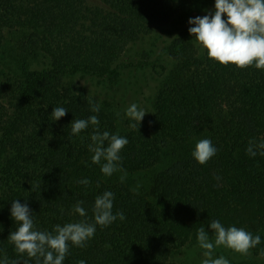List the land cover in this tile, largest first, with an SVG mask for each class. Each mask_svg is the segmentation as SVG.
<instances>
[{
  "label": "trees",
  "instance_id": "obj_1",
  "mask_svg": "<svg viewBox=\"0 0 264 264\" xmlns=\"http://www.w3.org/2000/svg\"><path fill=\"white\" fill-rule=\"evenodd\" d=\"M214 3L0 0V261L36 264L8 240L18 226L13 200L30 208L34 230L51 232L94 223L95 198L105 191L125 219L96 225L84 247L70 243L63 264H193L175 256L198 243L200 227L214 241L213 220L259 235L251 250L264 255V155L246 151L250 141L264 142V70L222 66L196 44L188 21L213 14ZM145 38L153 42L144 64L163 46L171 65L133 128L91 84L111 85L133 69L125 51ZM56 107L68 111L52 120ZM92 115L100 132L128 140L111 176L91 161L94 127L71 133L72 121ZM200 139L217 148L205 164L191 155ZM78 201L86 217L73 211Z\"/></svg>",
  "mask_w": 264,
  "mask_h": 264
},
{
  "label": "clouds",
  "instance_id": "obj_2",
  "mask_svg": "<svg viewBox=\"0 0 264 264\" xmlns=\"http://www.w3.org/2000/svg\"><path fill=\"white\" fill-rule=\"evenodd\" d=\"M188 23L194 25L188 31L209 59L222 66L233 65L239 69L254 66L256 69L264 70V0H215L213 14L190 18ZM89 103L91 111H100L99 104L92 103L91 99ZM67 111L63 107L53 108L52 120H59L66 115ZM145 113L146 111L138 108L135 103L125 111L128 118L137 122L131 125L133 128H137ZM90 124L95 129L90 137L92 143L89 145V151L93 153L91 161L101 165L100 170L105 176H111L120 170L119 153L128 140L126 137L110 135L108 131L100 132L96 115L88 119L72 121L71 133L77 135ZM106 141L107 146H105ZM257 150L264 155V142L257 144L255 141H250L246 149L247 153L255 156ZM216 152L217 148L213 146L210 139H200L195 143L191 155L199 164H205ZM102 161L104 162L101 163ZM124 178V176L120 177L121 182ZM78 183L87 185L89 181L82 179ZM113 199L114 194L110 191H105L95 198L92 208L94 223L81 220L69 222L63 226L57 224L51 232L34 230L30 208L26 203L21 204L13 200L10 214L18 226L15 231L10 232L8 240L14 245L19 256L26 255L28 258H34L36 264H63L69 252L70 243L73 246L84 247L85 242L94 236L96 225L104 227L117 218L125 219L123 212L113 214ZM82 203L78 201L73 211L81 217H86L87 213L81 206ZM208 227L215 235L214 242L209 239L204 227L197 230L198 245L204 250L205 259L202 264H229L223 256L213 258L216 247L223 246L247 255L249 250L261 241L259 235L253 236L244 228L236 226L226 228L218 220L211 221ZM20 262V260H13L11 264H20ZM0 264H9L7 257L0 261ZM23 264H28V261L24 260ZM79 264H85V261L81 260Z\"/></svg>",
  "mask_w": 264,
  "mask_h": 264
},
{
  "label": "rangeland",
  "instance_id": "obj_3",
  "mask_svg": "<svg viewBox=\"0 0 264 264\" xmlns=\"http://www.w3.org/2000/svg\"><path fill=\"white\" fill-rule=\"evenodd\" d=\"M163 32V29L162 31L159 30L156 32L155 37L161 39ZM152 42L150 38H145L136 45L128 46L125 56L134 61L135 66L133 69L131 68L122 73L120 78L113 84L105 85V83L96 84L93 82L91 84L93 92L100 99L110 101L112 106L124 115L126 109L133 103L146 112L151 108L159 79L171 65V59L164 52L163 46L158 48L159 51L155 54L151 53L147 56L148 59L153 61L149 62V64H144L145 62L142 58L146 55L142 54V50L146 49L149 53V47H151ZM203 252L204 250L199 247L198 243H195L178 252L175 258L193 264H202L203 259H205ZM220 256L225 257L229 261V264H233V262L264 264V255L254 254L251 249L247 255H242L223 246L216 247L213 252V258Z\"/></svg>",
  "mask_w": 264,
  "mask_h": 264
}]
</instances>
